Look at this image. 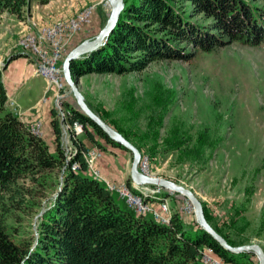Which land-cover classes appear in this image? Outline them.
I'll return each instance as SVG.
<instances>
[{
    "label": "rangeland",
    "instance_id": "374dc122",
    "mask_svg": "<svg viewBox=\"0 0 264 264\" xmlns=\"http://www.w3.org/2000/svg\"><path fill=\"white\" fill-rule=\"evenodd\" d=\"M32 1L38 3L37 0ZM32 1L24 18L17 20L25 22ZM64 1L68 4L71 0ZM75 1L79 4L82 0H72ZM86 2L78 6L75 13L43 23L37 30H24L15 39L12 53L17 58L21 55L31 58L32 71L36 74L22 79L19 100L24 106L40 94L34 109L29 112L36 113L48 100H51V110L58 99L64 113H67L68 105L76 108V101L65 81L60 89L48 84L47 78L37 70L36 58L18 46V39L23 34L35 35L39 30L52 27L57 20L74 19L82 10L90 8L88 21L72 35L62 54L63 58L72 46L92 38L106 21L109 11L105 0L93 5L91 1ZM175 7L184 18L198 23L208 22L200 14L191 15L190 5L186 2L178 0ZM0 23L1 30L4 27L12 29L10 25L15 21L2 13ZM179 46L190 52L187 58L153 59L138 70L120 73H83L76 77L77 86L88 107L110 128L133 143L140 155L144 154L146 174L165 177L190 188L200 200L206 220L217 232L226 236L229 244L254 242L264 252V46H246L236 42L209 50L184 43ZM10 54L1 55L0 66L2 63H11L12 58H7ZM47 86H50L48 90ZM44 94L50 95V99L42 101ZM9 100L12 99H6L7 105ZM13 106L12 111L18 113L14 103ZM51 116L57 119L56 113ZM57 120L60 145L62 142L72 145V139L69 138V142L64 139L67 137L63 128L64 120ZM34 121L40 123L41 136L40 118L26 121L25 124L28 126ZM87 127L91 128L90 125ZM93 135L99 143L91 142L83 127L82 132L74 137L85 140V148H98L100 153L94 159V164L103 177L118 183L120 188L131 190L142 201L145 200L149 207L162 212L163 216L169 217L175 212L186 228L195 229L199 226L184 195L163 187H160L159 192L148 195V192L143 193V189L132 184L129 174L120 180L103 174L97 159L107 147V142L94 132ZM52 144L50 147L54 146V141ZM114 147L123 153L127 165H130L131 152ZM68 149L72 152L70 147H65L66 153ZM127 178L129 182H126ZM18 181L28 182L22 179ZM140 186L152 189L159 187L153 184ZM31 189L30 196H26L27 206L9 207L11 216L6 218V222L15 238L32 239L39 214L52 194V189L44 193L41 188ZM115 192L119 196L113 190L114 199L122 204ZM162 202L166 204L165 210L162 209ZM205 250L213 253L210 249ZM246 256L252 264H258L254 252H246Z\"/></svg>",
    "mask_w": 264,
    "mask_h": 264
},
{
    "label": "trees",
    "instance_id": "16d2710c",
    "mask_svg": "<svg viewBox=\"0 0 264 264\" xmlns=\"http://www.w3.org/2000/svg\"><path fill=\"white\" fill-rule=\"evenodd\" d=\"M31 1L0 0V17L5 12L23 19ZM37 1L42 4L47 0ZM122 1L118 19L104 42L69 61L72 77L138 70L153 59L187 58L190 52L180 43L202 50L231 42L264 46V0H179L190 5L191 15L200 14L207 23L184 18L175 7L178 0ZM15 56L11 53L7 58ZM1 67L0 264H206L201 252L204 245L227 263L252 264L246 256L249 251L224 248L200 226L186 228L175 212L163 224L148 212L136 213L115 192L122 204L117 202L113 190L84 172L83 141L73 136L75 149L68 153L60 145L59 122L53 116L54 146L50 150L8 107ZM53 109L50 111L55 116ZM67 110L64 123L79 120L94 144L99 142L93 132L126 149L79 109L68 105ZM72 160L79 162L77 169L70 168ZM31 188H41L42 193L52 189V194L39 214L32 239L15 238L6 222L11 216L9 207L27 206Z\"/></svg>",
    "mask_w": 264,
    "mask_h": 264
},
{
    "label": "crops",
    "instance_id": "0c3cea01",
    "mask_svg": "<svg viewBox=\"0 0 264 264\" xmlns=\"http://www.w3.org/2000/svg\"><path fill=\"white\" fill-rule=\"evenodd\" d=\"M86 1H91L93 5V4H97L99 0H82L79 4L76 1L72 2V0L68 4H66L67 2L64 0H47V2L44 4H40L32 1L30 5L31 8L29 7L30 9H28L29 14L26 17L25 22L17 20L11 14L3 13L4 15H7L8 19L14 20L15 23L10 25L12 29H10L9 27H4L3 30H1V23H0V57L3 54L7 55L10 52L11 53L14 52L15 49L13 47H14L15 39L18 38L20 32L29 29L37 30L39 26L43 23L51 22L55 18L58 19L66 15H70V13L72 12L75 13V10L78 8V6L87 3ZM11 49L12 51H10ZM32 68H33V62L31 58L22 55L18 58L14 57L12 58L11 63L7 62L1 67V77L6 90L7 99H12L14 105L16 106V109H18V113H16L18 117L24 122L30 121L37 117L40 118L42 123L41 137L45 140L48 147H50V145L51 146L53 145L52 142L54 138L53 131L50 125V119L52 117L50 113L51 100L50 101L48 100L47 102H45V105L39 107L36 113L34 112L31 113L29 112V110L34 109V105L37 103L40 94L33 100V102L24 106L21 104L18 96L20 90L19 85L21 81H23L22 79L24 77L30 78L36 75L33 73ZM34 72H35V68H34ZM44 88L45 87L42 88V91L44 90ZM9 105H10V100H9ZM9 105L8 107L14 111V106L10 107ZM28 125H31V123ZM64 139L65 141L69 140L68 134L67 137H65ZM83 141L85 143V140ZM62 144L65 147H70L68 143L65 145L62 142ZM106 144L107 147H105V149L102 152V155L97 159V163L100 170L102 171L103 174L111 178H116L118 180L125 178L126 175L129 174V169H130V165H127L126 157L123 158V153L122 152L119 153V151H116V148L113 145H109L108 142ZM50 148L53 149V147ZM67 151H69V149ZM119 156L121 159H119ZM99 181L103 182V179L99 178ZM105 184L109 188L110 185L108 183ZM133 185L135 186V184ZM137 188L140 190L143 188L144 189L149 188L148 190H152V188L147 186H138Z\"/></svg>",
    "mask_w": 264,
    "mask_h": 264
},
{
    "label": "water",
    "instance_id": "95a60500",
    "mask_svg": "<svg viewBox=\"0 0 264 264\" xmlns=\"http://www.w3.org/2000/svg\"><path fill=\"white\" fill-rule=\"evenodd\" d=\"M105 2L107 3L109 12L104 25L92 38L85 39L75 46H72L65 53L61 60V70L63 78L69 88V91L76 101V108L87 115L91 120H93L110 138L114 139L131 152L129 175L133 182L137 184L157 185L184 195L192 206L194 219L196 220L198 225L210 236H212L220 245L234 252L252 251L256 254L258 264H264V252L257 243L251 242L247 244L231 245L209 224L204 216L200 200L190 188L165 177L141 172L137 168V162L140 156V151L138 150V148L122 134L110 128L96 113H94L88 107V105L84 101V98L77 86V80L76 78L72 77L70 73L69 61L71 59L78 58L84 54H87L91 50L100 46L114 27L118 19V15L123 7V1L105 0ZM4 64L5 63H2V66Z\"/></svg>",
    "mask_w": 264,
    "mask_h": 264
},
{
    "label": "built area",
    "instance_id": "2783aa9c",
    "mask_svg": "<svg viewBox=\"0 0 264 264\" xmlns=\"http://www.w3.org/2000/svg\"><path fill=\"white\" fill-rule=\"evenodd\" d=\"M91 12H83L81 11V16L78 20H70V18L65 20H57L55 29H47V30H39L37 34H23L20 39H18V46H20L23 50H30L31 55L36 58V63L38 65V71L46 74L47 77L57 78L63 82L62 70H61V59L62 54L65 52V47L67 46L69 40L72 35L79 31L82 27L83 23L88 21L89 15ZM49 87L47 86V90ZM61 96V93L60 95ZM42 101L48 100V96L45 94L42 95ZM13 100H10V105L13 106ZM57 119L62 120L59 114ZM82 125L79 120L74 119V124L72 126H65L64 130L66 132H72V135H78L82 132ZM33 130H40L39 121H34L31 123V132ZM69 142V140H67ZM71 149H75L74 144L72 145L68 143ZM100 151L98 148H84L83 149V160L91 159V166H85L84 171L93 172L96 176H101L103 182H106L110 185V187L114 190H119L121 194V198L128 203L132 209H150L152 212L157 215L163 217V213L160 211H156L155 209L148 206L145 200H141L140 197L134 196L132 192L120 190L118 183H114L109 179L103 177L98 169L95 167L94 159L97 155H99ZM144 155V154H143ZM143 155L139 156L137 162V168L144 173V165H143ZM70 157H65V159H69ZM79 167V162L77 160H72L70 162L71 169H77ZM157 186V185H154ZM188 207H191L190 202L187 200ZM201 251H206L204 246L201 247ZM209 253V252H208ZM211 254V253H209ZM215 259H219L222 261V264H230L226 261L222 260L216 254H211Z\"/></svg>",
    "mask_w": 264,
    "mask_h": 264
},
{
    "label": "bare ground",
    "instance_id": "6f19581e",
    "mask_svg": "<svg viewBox=\"0 0 264 264\" xmlns=\"http://www.w3.org/2000/svg\"><path fill=\"white\" fill-rule=\"evenodd\" d=\"M83 12H91V9L88 8L86 10H84ZM81 16V13L79 15L76 16V18L74 19H71V20H78ZM56 28V24L52 25V27L50 26L49 28H45L44 30H47V29H55ZM25 51H29L30 50H25ZM31 53V52H30ZM2 66V64H1ZM38 70V69H37ZM41 74H43L45 76V78H47V82L50 86H56L58 89L62 88L63 87V82H64V78H63V82L57 78H50V77H47L45 73L43 72H40ZM63 76V74H62ZM49 86V87H50ZM56 92H57V89H56ZM51 93V92H50ZM55 96V95H54ZM61 97H62V94H61ZM48 99H50V95H48ZM9 104V103H8ZM53 108L56 110V116L58 115V108H59V114H60V117H62V120L63 118H66L68 116V110L66 111L67 113H64V110L60 104V102H58V99H56V101H54V106ZM64 116V117H63ZM74 124V123H73ZM73 124H63V126H72ZM29 126V125H28ZM35 133L39 134L40 131L39 130H33ZM66 134H72V132H66ZM73 136H77V135H72V143H73ZM74 150V149H72ZM86 160V163H87V166H91V159H85ZM85 172H89V171H85ZM92 176L96 177L97 179L99 178H102L101 176H96V174H94L93 172H90ZM144 173H145V166H144ZM106 183V182H105ZM133 184H136L137 187L140 186V185H146V184H137L135 182H133ZM149 189V188H148ZM148 189H144L142 190L143 193L145 192H148L147 194L149 195V193H157L159 192V189H160V186L155 188V189H152V190H148ZM114 190V189H113ZM120 190H123V191H129V189L127 190L126 188H120ZM114 191H117L118 195L121 197V194L119 192V190H114ZM129 192H132L131 190ZM146 195V194H145ZM134 196H137V197H140L138 195H135ZM165 203L162 202L161 206H162V209L165 210L166 207H165ZM134 211L137 213H150L153 215V217L160 223H167L168 222V219L169 217H166V216H159L157 215L156 213L152 212L150 209H134ZM208 250V249H207ZM203 252L202 253V259L203 261L206 263V264H222V261L219 260V259H215L211 254L207 253L206 251H201ZM223 260V259H222Z\"/></svg>",
    "mask_w": 264,
    "mask_h": 264
}]
</instances>
